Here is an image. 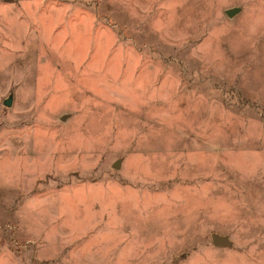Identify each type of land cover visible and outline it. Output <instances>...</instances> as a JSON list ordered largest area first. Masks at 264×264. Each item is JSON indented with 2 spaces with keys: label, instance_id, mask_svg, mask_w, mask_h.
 Instances as JSON below:
<instances>
[{
  "label": "rangeland",
  "instance_id": "rangeland-1",
  "mask_svg": "<svg viewBox=\"0 0 264 264\" xmlns=\"http://www.w3.org/2000/svg\"><path fill=\"white\" fill-rule=\"evenodd\" d=\"M0 264H264V0H0Z\"/></svg>",
  "mask_w": 264,
  "mask_h": 264
},
{
  "label": "water",
  "instance_id": "water-1",
  "mask_svg": "<svg viewBox=\"0 0 264 264\" xmlns=\"http://www.w3.org/2000/svg\"><path fill=\"white\" fill-rule=\"evenodd\" d=\"M238 9L237 8H232V9H228L226 11V14L231 17L233 16L235 13H237ZM11 103V98H7L5 101H4V104L5 105H10ZM115 166L117 167L118 166V163H115ZM212 242L214 245H222L226 242L225 238L220 236V235H217V234H214L212 235Z\"/></svg>",
  "mask_w": 264,
  "mask_h": 264
}]
</instances>
